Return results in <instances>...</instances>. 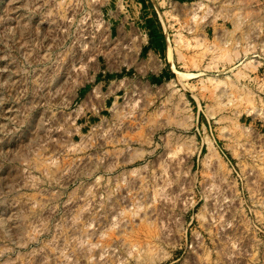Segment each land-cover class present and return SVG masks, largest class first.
Here are the masks:
<instances>
[{"label": "rangeland", "instance_id": "1", "mask_svg": "<svg viewBox=\"0 0 264 264\" xmlns=\"http://www.w3.org/2000/svg\"><path fill=\"white\" fill-rule=\"evenodd\" d=\"M0 264H264V0H0Z\"/></svg>", "mask_w": 264, "mask_h": 264}]
</instances>
